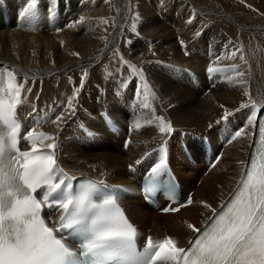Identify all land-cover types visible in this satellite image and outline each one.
Returning a JSON list of instances; mask_svg holds the SVG:
<instances>
[{
	"label": "bare ground",
	"instance_id": "obj_1",
	"mask_svg": "<svg viewBox=\"0 0 264 264\" xmlns=\"http://www.w3.org/2000/svg\"><path fill=\"white\" fill-rule=\"evenodd\" d=\"M124 3L126 13L120 7ZM30 5L31 0H0V12L5 9V17L10 15L7 25L5 17L3 22L0 19V64L11 68L17 83L30 89L22 93L18 107L25 135L33 128L36 133L54 135L57 161L64 171L125 186L127 194L120 200L139 234L154 241L171 236L185 247L195 234L187 225L201 228L212 214L204 203L217 209L237 184L249 156L255 121L248 117L241 135L202 178L203 164L191 166L181 148H172L171 142L187 140L188 134L177 136V131L184 130L207 134L216 145L213 136L223 126L225 110L232 113L227 127L238 126L250 115L251 107H244L249 101L245 91L257 101V115L264 107V0H35L30 15L13 26L16 8ZM42 12L48 15V25L38 18ZM137 12L139 35L131 31ZM193 13L195 19L188 24ZM80 17L85 19L77 22ZM208 42L217 46L223 58L212 59ZM236 48L243 50L247 64L239 58L240 52L231 55ZM120 55L142 68L147 89ZM233 65L238 67L233 69ZM209 67L214 69L211 74ZM84 70L88 76L73 104L75 112L80 109L85 117L70 127L72 114L64 111V120L57 126L52 120L74 96ZM239 71L244 72L242 78L236 75ZM191 74L197 75L199 84L191 81ZM130 97L139 104L130 110L132 125L139 123L140 128L134 127L125 151L123 134L117 137L106 132L102 120L109 115L125 125L120 115H128ZM158 117L171 121L175 132L160 133ZM30 145L25 140V148ZM159 145L168 147L185 192H194L191 205L164 216L141 201L127 170ZM199 179L201 186L196 185Z\"/></svg>",
	"mask_w": 264,
	"mask_h": 264
},
{
	"label": "snow or ice",
	"instance_id": "obj_2",
	"mask_svg": "<svg viewBox=\"0 0 264 264\" xmlns=\"http://www.w3.org/2000/svg\"><path fill=\"white\" fill-rule=\"evenodd\" d=\"M34 4L35 0H31V7ZM247 7L251 8V5ZM84 19L80 17L77 22ZM193 19L194 13L187 23L191 24ZM139 20L137 12L131 24V31L137 35ZM179 42L187 54L184 40ZM237 52L247 64L241 48L234 49L231 55L235 56ZM120 60L147 89L142 68L125 60L123 55ZM236 67L233 65V69ZM207 71L211 74L214 69L209 67ZM5 73L0 77V125L3 126L0 130V264H264V155L260 158L259 171L253 162L251 171L237 186L234 198L222 204L219 211L204 203L205 208L211 209L213 217L203 230L187 225L198 234L189 241L188 249L180 247L171 236L157 241L148 236L143 247H139L137 229L119 206L116 194L96 198L100 189L107 185L87 180L78 185V190L74 189L73 181L77 178L59 166L54 135L36 133L33 128L24 136L25 140L31 141L30 150L20 149L18 107L22 105V93L30 89L16 82L14 72L5 70ZM236 75L242 78L244 72L239 71ZM87 76L88 72L84 70L74 96L68 99L64 110L52 123L59 126L64 120V111L75 112L73 100L78 98ZM244 94L249 97L244 107H251L249 121H255L257 101L250 92ZM231 114L225 110L222 119L227 120ZM157 119L160 133L175 132L171 121L165 122L163 117ZM134 127L139 129L140 124ZM241 133L242 130H238L234 136ZM259 135L264 143V128L259 129ZM45 141L49 143L44 144ZM40 145L44 146L43 150ZM160 151L166 153L167 150L162 147ZM140 162L136 161L137 164ZM166 169V156L162 155L148 173L143 188L146 194L156 191L159 177ZM38 189H43L40 198L34 195ZM187 204H192V200L189 199ZM45 207L58 213L56 220L43 218L41 212ZM164 211H179V207H167ZM69 241L76 246H71Z\"/></svg>",
	"mask_w": 264,
	"mask_h": 264
},
{
	"label": "rangeland",
	"instance_id": "obj_3",
	"mask_svg": "<svg viewBox=\"0 0 264 264\" xmlns=\"http://www.w3.org/2000/svg\"><path fill=\"white\" fill-rule=\"evenodd\" d=\"M206 3H202L201 5H205ZM122 5V6H121ZM120 5V7H121V10H122V12L123 13H126V8H127V5H126V3H124V4H121ZM125 5H126V7H125ZM214 41V40H213ZM208 44H209V42H208ZM207 44V45H208ZM207 50L211 53V55H212V59H217V60H220L221 58H223V55L221 54V53H219V50L217 49V46L215 45V44H213V42L212 43H210L209 45H208V47H207ZM217 66H218V63L216 64ZM219 81H221V77H219L218 78V82ZM84 113H82V110H80L79 109V111H78V113H77V111L75 112V113H72V115L71 116H69V124H67V126L69 125L70 127H75V126H77L79 123H82V121H81V119L83 120V118L85 117V114L83 115ZM224 120V119H223ZM183 133H185L186 134V132L183 130V131H177V136L179 137V136H181L180 134H183ZM205 134L204 133H200V136H204ZM176 136V137H177ZM178 137H177V139H178ZM179 144H180V140L179 141H175L174 139H173V142H171V147L173 148V146H175V147H178L179 146ZM180 147V146H179ZM153 149V148H152ZM169 158H170V160H172V156L171 155H169ZM199 180L197 181V183H196V185L197 186H201V185H198L199 183ZM159 214V213H158ZM159 215H162V216H164L165 214H159ZM135 222V221H134ZM136 223V222H135Z\"/></svg>",
	"mask_w": 264,
	"mask_h": 264
}]
</instances>
